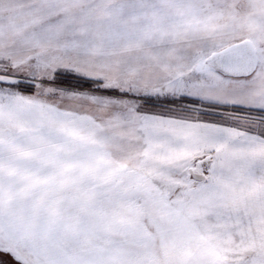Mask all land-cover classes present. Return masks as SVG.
Segmentation results:
<instances>
[{
  "label": "snow or ice",
  "instance_id": "1",
  "mask_svg": "<svg viewBox=\"0 0 264 264\" xmlns=\"http://www.w3.org/2000/svg\"><path fill=\"white\" fill-rule=\"evenodd\" d=\"M0 264H264V0H0Z\"/></svg>",
  "mask_w": 264,
  "mask_h": 264
}]
</instances>
